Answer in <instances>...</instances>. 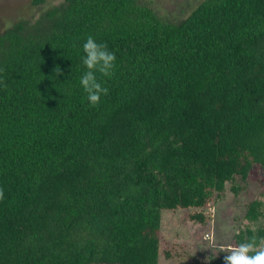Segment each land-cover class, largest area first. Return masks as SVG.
<instances>
[{"label": "trees", "instance_id": "16d2710c", "mask_svg": "<svg viewBox=\"0 0 264 264\" xmlns=\"http://www.w3.org/2000/svg\"><path fill=\"white\" fill-rule=\"evenodd\" d=\"M88 36L116 56L96 107L80 84ZM253 165L264 0H201L176 23L137 0H63L0 32V264H158L160 211L204 223ZM253 236L264 227L234 245Z\"/></svg>", "mask_w": 264, "mask_h": 264}, {"label": "rangeland", "instance_id": "374dc122", "mask_svg": "<svg viewBox=\"0 0 264 264\" xmlns=\"http://www.w3.org/2000/svg\"><path fill=\"white\" fill-rule=\"evenodd\" d=\"M201 0H137L148 6L162 21L182 20ZM63 0H43L33 5L31 0H0V32L13 22L32 20L45 9ZM264 171L253 165L245 180L235 177L224 184L223 191L213 198L204 211L209 218L204 223L190 221L185 208L160 211L158 264H207L226 253L218 252L220 245H234L233 235L246 227H264ZM236 188L235 193L231 187ZM253 199L261 201V213L256 220L244 217L246 205ZM168 255L165 256L164 253ZM110 264V263H90Z\"/></svg>", "mask_w": 264, "mask_h": 264}, {"label": "clouds", "instance_id": "9594fccd", "mask_svg": "<svg viewBox=\"0 0 264 264\" xmlns=\"http://www.w3.org/2000/svg\"><path fill=\"white\" fill-rule=\"evenodd\" d=\"M84 57L82 63L86 71L80 78V84L87 94L90 105H99L101 97L108 95V88L98 79L97 73L103 78H111L115 70L116 56L110 52L105 43H97L88 36L83 44ZM60 73L59 67L55 69ZM6 87V85H5ZM4 199L3 189H0V200ZM218 252L226 253L224 264H264V238L253 236L247 242L238 245H220Z\"/></svg>", "mask_w": 264, "mask_h": 264}]
</instances>
